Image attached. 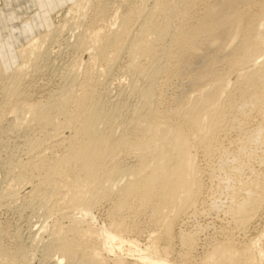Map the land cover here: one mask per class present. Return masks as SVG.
I'll use <instances>...</instances> for the list:
<instances>
[{
  "label": "bare ground",
  "instance_id": "obj_1",
  "mask_svg": "<svg viewBox=\"0 0 264 264\" xmlns=\"http://www.w3.org/2000/svg\"><path fill=\"white\" fill-rule=\"evenodd\" d=\"M82 1L70 0L68 10L83 12ZM133 1L122 16L115 14V18L120 19L116 28L112 25L117 21L111 24V31H104L107 27L101 26L93 29V35L89 36L94 44L88 61L90 66L101 58L105 68L101 69L112 71L118 58L127 54L131 61L129 66L136 75L148 78L144 77L148 81L144 88L137 82L131 84L141 103L133 106L128 120H125L127 117L120 119L122 106L114 104L111 109L108 101L99 96L96 86L101 81L98 82L92 70L76 84L74 79L76 87L67 86L65 92L60 91L64 93L61 97L55 95L45 103L25 99L23 105L12 108L8 103L5 105L16 113L17 119L20 112L26 110L40 131L52 138L51 143L48 141L51 145L45 146L46 151L53 150L48 154L51 156L36 151L29 161L19 162L16 181L37 179L34 192L54 200L53 207L62 204L65 206L62 208L81 213L80 217L66 215L68 225L57 222L52 228L51 248L58 254L53 260L55 264H107L103 251L113 253L126 243L139 248L141 253L132 264H174L156 255L169 256L173 251L171 245L177 222L183 216H195L200 203L204 202L206 176L210 183H215L210 187L215 197L209 208L215 201L214 207L221 209L224 206L221 200L225 201L222 195L226 196L227 216L236 219L232 218L234 224L238 222L245 228L264 207V170L252 174L257 171L256 162L264 165V0H140L142 3L136 1L135 4ZM241 1H248L250 5L236 8ZM51 2L56 5L59 0ZM102 8L103 16L107 9ZM115 13L118 15L117 11ZM30 18H27L29 22ZM52 32L35 36L34 41L18 48L21 65L11 74L14 78L9 84L10 97L21 95L19 88L25 69L37 63L32 64L39 59L36 55L50 40L48 36ZM86 35L80 39L82 47L89 41ZM201 61L206 64L202 74L192 75L190 69ZM233 72L237 76L231 84L228 78ZM160 76H164L162 80ZM175 77L177 80L188 78L192 86L199 87L184 97L182 105L177 102L179 105L168 109L163 106V88ZM209 77L211 79L207 80ZM3 112L0 117L4 116ZM119 127L121 133L117 134L115 128ZM64 128H71L67 137L61 134ZM44 142L34 139L30 147L40 149ZM61 148L62 152L56 154V149ZM121 154L134 158L130 167L120 161L123 160ZM123 177L127 180L120 184ZM108 199L114 200L112 219L104 233L99 234L92 226V211L98 203ZM142 211H149L151 221L159 228L144 249L135 240L126 239L128 229L132 228L128 226L129 221L126 223V216L134 214L135 217ZM195 231L180 230L178 236L185 249L183 260L190 261L197 244ZM3 232L0 229V264H16L19 260L26 264V250L22 246L16 251L6 248L2 244ZM201 232L198 230L197 234ZM162 241L164 246H161ZM222 241L209 248L199 264H260L263 260L264 248L257 246L255 240L241 246L230 238ZM113 261L127 264L121 257Z\"/></svg>",
  "mask_w": 264,
  "mask_h": 264
},
{
  "label": "rangeland",
  "instance_id": "obj_2",
  "mask_svg": "<svg viewBox=\"0 0 264 264\" xmlns=\"http://www.w3.org/2000/svg\"><path fill=\"white\" fill-rule=\"evenodd\" d=\"M88 1L83 0L81 2L86 7V9H84L85 7L83 6L84 8L82 11L84 13L79 12L80 13L79 14L76 13L75 10L69 11L71 6L70 0H59V2L56 5H53L51 0H0V55L3 61V71H4L2 72V74L0 73V113H2L4 109L6 112V113L3 112L4 116L0 117V229L2 231L4 230L3 233H5L2 236L3 238L2 244L6 245L5 247L11 251H16L17 248H21L19 246H22L27 252L28 264H52V263L55 264L53 260H55L56 257H58V254L55 251L53 252L51 248L52 247L51 241L53 240L52 237L53 232L51 231L54 230L52 228L57 222H61L62 225L65 224L64 226L68 225L69 222L67 220L68 218L66 215L70 214L73 216L76 215V217L77 216L80 217L81 213H78V210L76 211L69 210L70 208L67 207L62 208L65 207L62 204L59 205L55 204L56 207L55 206L53 207L55 203L54 200L45 199L41 195L39 196L37 192H34L33 189L35 183H37V179L24 180L22 182L18 180L20 183L16 181L15 177H17L19 173L18 172L19 168L17 167L19 162L22 163L29 161V159L33 157V153H36V151L37 153L39 151L40 152L42 151L41 154L44 153L47 156H51L48 154H50V150L52 154L53 150L47 149L46 151L45 146L51 145L50 141L52 140V138H48L49 136L46 134V132L40 131L41 129L38 127V125H35L36 122L31 121L30 113L26 112L25 110L24 111L25 114L22 115V113L24 112L22 113L20 112L19 117L21 119L18 118L21 120L20 121L16 118L17 117L15 115L16 113L13 110H11L10 108L7 109L8 107H5L6 103H8V105L10 104L12 108L13 106L17 107L23 105L25 101L26 102L42 101L43 103H45L46 100H48L49 98L55 95L56 97L59 96L61 97V94L64 95V93L61 92L63 91L65 92V90L69 86L70 88L71 86H75L76 83L84 79L86 72L92 70L90 72H93L94 76L98 79V82L101 81L98 83L99 85L96 86L99 96H101L103 100L105 99L106 101H108L107 105L111 109L114 107V104L118 107L122 106L123 110L121 109V112L125 117L122 115L120 119H124L127 117L125 120H128L131 117V114L129 112L132 111V109L134 108L133 106L140 105L141 103L140 96L135 92H133L131 88L132 87L131 84L137 82L140 87L143 86L142 88L148 85L147 84L148 78L142 75H140V77L137 76L135 70L132 69L133 67L131 68V66H129L131 65L130 63L131 61L129 56H127V54H123L118 58L117 63H115V65H113L111 68L112 71L109 70L104 72L102 70L105 68L102 65L103 60L101 58L98 59L99 61L96 60L97 62L93 63L92 64L93 66H90L91 64L89 63L90 62L89 60L94 52L93 47H91L92 45L94 46L93 40L90 39L89 36L93 35L94 30L101 28V26L108 28V29L103 28L104 31L107 30L111 31L110 28H112V26L113 28H116V25L118 24V21L120 19L119 17L116 19L115 14L116 17L122 16L127 11V9L130 8L129 6L133 4L132 3L133 0H106V1L88 0ZM136 1L138 3H142L140 0H139L140 2L138 0H134L133 1L134 4ZM150 3L151 2L148 1V4ZM248 3H249L248 1H243V2L241 1L238 4H236V8L246 7L250 5ZM99 4L101 6H99ZM99 7L100 8L103 7L102 9L108 10V11L106 10L105 15H103L104 17L102 16L101 9ZM95 11H97L98 13ZM116 11L118 12V15L117 13H115ZM99 16L101 17V19L99 18ZM28 17H31L30 18L32 19L31 22L28 21L27 19ZM104 19H106L107 21ZM115 21H117L115 26L114 25L111 26V24H113ZM88 29H89V33H88ZM85 30H87V32ZM48 31L49 32L53 31L51 36L50 37L48 36L50 40L44 44V46L42 47L43 49L41 48L42 51L41 50L36 51V52L41 51L40 54L38 53L36 55L37 57L40 56L39 59H35L36 61L33 62L31 61L32 64H35L37 62L36 64L38 65L35 64L33 65L34 67L32 65L31 66L28 65L29 67H26L25 69L26 71L22 76L21 79L22 82L20 83L21 87L19 88L21 95H19V97L17 98L10 97L11 95L9 92L10 91L9 84L14 78L11 76V74H13L16 68L19 65H21L20 53L18 52V50L20 49L19 47H21L22 45H27L29 42L34 41L37 38L35 36L46 34ZM54 31L56 33H54ZM109 31L107 33H109ZM85 35L88 37L86 39L89 40L90 42L87 41V44H85V46L82 47L79 43H80V39L83 38ZM227 41L228 40H226L225 43ZM91 42H92V44L90 45L91 48H88L89 43ZM31 62H29L28 64H31ZM139 62L144 63V60L143 61L139 60ZM204 65H206L204 61H201L200 63H195L194 66H192V69H190L192 75L195 76L201 75L202 74L201 71L204 69ZM94 66H95V70H94ZM219 69L221 70L222 68ZM236 76L237 73L235 72L229 75L228 80L231 84L233 81L236 80L235 79ZM144 77L147 79H145ZM160 77H162L160 79L162 80L164 76H160ZM176 78L177 77H175V79L173 78L172 80L169 79V81L167 82V88L166 85L163 88L164 89L163 97L165 100L163 101V106H165V108L167 107L168 109L175 107V105H179L178 103L182 105L181 103L183 102L182 100H184V97L188 94H191L192 92H195V90H198L199 87V86H192L188 78H178V80ZM74 79L76 81L75 84L73 83ZM210 79L211 77H209V79L207 80ZM8 100L9 102L10 101L12 102L9 103L7 102ZM11 111H13L14 113ZM28 119H30L32 124H30V121H28ZM115 129L117 131V134L121 133V129H122L121 127ZM71 132H72L71 128H64L61 130L62 136H66V137L69 136ZM238 133L240 134V132ZM234 134L235 133L232 134L231 136L232 138L236 136V134L235 135ZM34 139L41 141L43 140L46 142H44L43 145H41V147L39 146L40 149L37 148L35 149L34 147L31 148L32 146L30 147V144L31 141ZM60 151L62 152V148L56 149L55 153L57 154ZM123 155L121 154L120 158L123 157V160L120 159V161L124 162V164L122 163L124 166L127 165L128 167H130L134 162V158L131 156L127 157L126 155L125 156ZM202 163L204 164L205 161H203ZM257 163L259 165L261 164L259 162H256V165ZM259 165L255 166L258 172L257 171L253 172L252 173L253 175H255L256 173L258 174L262 170H264V168H262L264 167V165L261 166ZM126 180L127 179L125 177L122 180L120 179L119 182L121 181L120 182L121 184L124 183ZM204 181L205 183L207 182L206 183L207 188L205 189L206 192H204L203 194L204 199L202 198L204 202L200 203V206L198 207V211L195 213L196 217L193 215L192 216L187 215L181 217V219H179V221L177 222L175 228L176 238L174 237L173 239L174 241L172 242L171 245L173 247L172 249L173 251H171V254L169 256L160 255V254H157L156 256L165 258L174 264H199L202 258H204L206 252L209 251L208 250L209 248L216 245V243L217 244L221 243L222 240L223 241L229 240V238L234 242H237L236 244L237 245L239 244L238 246H241V244L246 245L247 242L249 244V241L251 242L255 240V242L257 241L256 243L257 246L260 245L259 246L260 248L262 247L264 248V239H262L264 238L263 236L264 207L261 209L259 215L256 216L255 219L251 222V224H249L248 226H244L245 228H243V226H240V224L237 221H235L237 222V224L236 223L234 224V220H236L234 217L227 216L226 206L228 204V200L226 199V196L222 195L225 201L221 197L222 199L221 202L223 201L222 204L224 205L222 208L224 209L226 208L224 210L225 212H223V209L221 207H220L221 209L214 207L215 201L211 204L213 205L214 210L212 209L213 208L212 206H210L211 208H209L210 201H213L215 197V196L212 197L213 190L210 187H212V185L214 187L215 183L213 181L212 183H210L211 180L207 178V176L205 177ZM208 183H210L211 185ZM210 190L212 191L210 192ZM209 192L211 193L210 197H209L210 195ZM37 196L39 198L41 197L42 198L38 199ZM44 199L49 201H45ZM113 201L112 199L104 200L98 203L93 208L94 210L92 211V214L94 220L92 226L98 230L99 234L100 233L103 234L104 229L110 225L112 219L110 212L114 206ZM217 202L221 204V202L219 201ZM65 210L67 214L65 213ZM140 213L136 214L137 216L139 215L138 218L136 215L134 217V214H132L133 217H131L132 215L129 216L131 218L125 215L127 217V218L125 217L126 223H128L129 221L128 226H131L132 228L134 227L133 229L131 228L132 230L130 228L128 229V232L126 233V239L129 238L131 240H135L139 244V247L141 249H144L146 248L147 245H149L150 242L149 238L158 234L157 232H159L158 231L159 228L157 229L154 223L155 221L152 222L153 220L152 218H150L151 214L149 211L147 212L142 211ZM126 214L130 215L131 213L130 214L126 213ZM228 215L232 216V214H230L229 212ZM63 216H65V218ZM232 218L234 220H232ZM133 219L134 220L137 219V220L134 221ZM132 222L135 224H133ZM43 225L46 227L44 228ZM134 225L135 226L137 225L138 228H136L137 226L135 227ZM239 227L241 229H239ZM180 230H184L186 232L190 231L193 233L195 230H197L195 231L197 244L192 250L193 253L191 252L190 261H186L182 259L185 249H183L184 247L183 245H181L182 243L180 242V238H179ZM198 230L200 232L202 231L201 234L200 233L197 234ZM261 236L262 238H260ZM163 242L164 241L161 242L162 243L161 246L165 245V243ZM138 249L139 248H136L135 246L130 247V245L126 243L122 249H117L113 253L112 252L110 253L108 251L107 252L103 251V256L104 258L106 257L107 264H114L113 260L119 257L125 259L127 264L130 263L132 264L134 261H137V259H139V255L141 253L138 251ZM51 255H53V257ZM20 261L21 260H19V262ZM262 261L264 262V257ZM262 261L260 262V264H263ZM19 262H17L16 264H25L23 263V261H21V263ZM144 263L146 264V262Z\"/></svg>",
  "mask_w": 264,
  "mask_h": 264
},
{
  "label": "crops",
  "instance_id": "obj_3",
  "mask_svg": "<svg viewBox=\"0 0 264 264\" xmlns=\"http://www.w3.org/2000/svg\"><path fill=\"white\" fill-rule=\"evenodd\" d=\"M8 3V2H7ZM6 4V3H5Z\"/></svg>",
  "mask_w": 264,
  "mask_h": 264
}]
</instances>
